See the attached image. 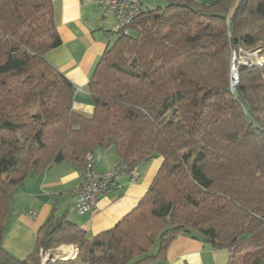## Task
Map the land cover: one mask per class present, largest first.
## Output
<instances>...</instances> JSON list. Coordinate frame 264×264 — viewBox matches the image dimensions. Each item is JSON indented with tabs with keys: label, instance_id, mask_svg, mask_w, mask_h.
<instances>
[{
	"label": "trees",
	"instance_id": "trees-1",
	"mask_svg": "<svg viewBox=\"0 0 264 264\" xmlns=\"http://www.w3.org/2000/svg\"><path fill=\"white\" fill-rule=\"evenodd\" d=\"M261 41L264 0L141 7L98 59L86 115L45 57L61 43L53 1L0 0V264H41L61 244L76 255L47 264L162 263L179 234L226 249L227 264H264V63L230 85L232 51ZM111 147L128 174L162 157L135 207L94 235L53 207L26 258L3 248L22 181L63 161L83 175Z\"/></svg>",
	"mask_w": 264,
	"mask_h": 264
},
{
	"label": "crops",
	"instance_id": "crops-1",
	"mask_svg": "<svg viewBox=\"0 0 264 264\" xmlns=\"http://www.w3.org/2000/svg\"><path fill=\"white\" fill-rule=\"evenodd\" d=\"M52 1L61 43L49 50L45 57L73 84L72 108L90 115L93 104L88 81L98 59L114 37L110 29L114 18L102 9H96L93 0ZM151 1L154 4L159 2ZM196 1L211 3L216 0ZM117 160L115 150L108 148L94 163L93 170L105 172ZM161 162L162 157L158 156L139 164L133 171L136 175L134 182L130 181L131 174H122L118 186L101 195L95 209L86 214L69 210L83 179L79 169L63 161L38 176L30 175L19 184L11 200L9 229L3 239V248L16 258H26L33 251L37 230L53 207L59 214L67 210V219L90 235L113 227L145 194ZM74 248V244H61L55 250L63 254L74 251ZM70 255L72 258V253ZM228 255L226 249H216L200 239L179 234L170 243L165 261L152 264H227Z\"/></svg>",
	"mask_w": 264,
	"mask_h": 264
},
{
	"label": "built area",
	"instance_id": "built-area-1",
	"mask_svg": "<svg viewBox=\"0 0 264 264\" xmlns=\"http://www.w3.org/2000/svg\"><path fill=\"white\" fill-rule=\"evenodd\" d=\"M143 0H93L96 9L111 14L114 18V25L111 27V33L116 34L122 28L132 22V20L139 14L142 7ZM127 32V29L124 30ZM243 49L239 48L233 50L231 53L230 62V78L232 71H238L240 66H251L254 64L256 56L240 55ZM261 60V59H260ZM264 63L261 60L260 63ZM234 84L238 81V74L234 75ZM101 156L100 150H95L93 157L86 164L83 172V179L81 185L77 189V196L74 202L69 206V210L78 214L90 213L95 209L99 197L105 194L112 188L118 186V179L122 174L127 173V168L124 164L116 161L111 168L105 172L97 173L93 170L94 163L98 161ZM134 171V170H133ZM132 171L130 181H136V175ZM77 248H74L73 257L76 255ZM74 253V254H73ZM61 254V253H60ZM45 258L44 260H46Z\"/></svg>",
	"mask_w": 264,
	"mask_h": 264
},
{
	"label": "rangeland",
	"instance_id": "rangeland-1",
	"mask_svg": "<svg viewBox=\"0 0 264 264\" xmlns=\"http://www.w3.org/2000/svg\"><path fill=\"white\" fill-rule=\"evenodd\" d=\"M155 5H156V3L154 4L153 1H151V0H145L143 2V8L144 9L153 8ZM111 20H112V17L109 18V21H111ZM111 27H112V25H111ZM111 27H110V29H111ZM245 54H246V56H248V58L250 56H256L255 59L260 58L261 60H264V42L261 41V42H258L255 45H253V46H250L248 49L243 50V52H241L240 55H245ZM237 74H238V71H237ZM230 81H231V78H230ZM105 151H106V149L105 150H100L101 154H104ZM157 246H158V242H155V244L151 248V252L154 253L156 251V249H157ZM72 252H73V250H72ZM57 254L59 255L60 253L57 252L56 250L51 251V252L41 253V264H47L49 262H53V261H56L58 259H63V258H60V257L58 258ZM45 258H47V259L44 260ZM65 259H67V258H65Z\"/></svg>",
	"mask_w": 264,
	"mask_h": 264
},
{
	"label": "bare ground",
	"instance_id": "bare-ground-1",
	"mask_svg": "<svg viewBox=\"0 0 264 264\" xmlns=\"http://www.w3.org/2000/svg\"><path fill=\"white\" fill-rule=\"evenodd\" d=\"M260 61H261L260 58H258V60H255L254 63H260ZM235 74H237V72H236L235 70L231 72V83H233V84H234V82H235V81H234V75H235ZM70 254H71V252L63 253V254H59V255L57 254V257H58V258L60 257V258H63V259H65V258L68 259V258L71 257Z\"/></svg>",
	"mask_w": 264,
	"mask_h": 264
},
{
	"label": "water",
	"instance_id": "water-1",
	"mask_svg": "<svg viewBox=\"0 0 264 264\" xmlns=\"http://www.w3.org/2000/svg\"><path fill=\"white\" fill-rule=\"evenodd\" d=\"M231 88H234V85H231Z\"/></svg>",
	"mask_w": 264,
	"mask_h": 264
}]
</instances>
